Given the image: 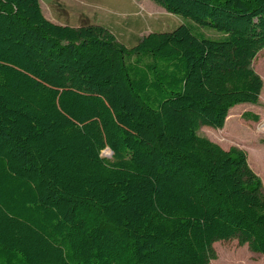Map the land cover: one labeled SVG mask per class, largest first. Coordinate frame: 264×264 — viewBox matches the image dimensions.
Listing matches in <instances>:
<instances>
[{"label": "trees", "instance_id": "obj_1", "mask_svg": "<svg viewBox=\"0 0 264 264\" xmlns=\"http://www.w3.org/2000/svg\"><path fill=\"white\" fill-rule=\"evenodd\" d=\"M150 1L187 23L128 48L0 0V264H209L232 240L264 256L261 179L198 133L259 101L264 0Z\"/></svg>", "mask_w": 264, "mask_h": 264}, {"label": "rangeland", "instance_id": "obj_2", "mask_svg": "<svg viewBox=\"0 0 264 264\" xmlns=\"http://www.w3.org/2000/svg\"><path fill=\"white\" fill-rule=\"evenodd\" d=\"M46 19L71 27L100 25L109 30L118 42L128 48L152 32H169L187 23L183 17L171 15L150 0H39ZM206 37L218 39L213 29L199 28ZM253 70L261 77L263 87L256 105L233 107L222 129L201 127L199 135L218 144L222 149L235 148L246 153L248 165L261 179L264 189V50L252 62ZM250 113L257 121L245 119ZM104 157L110 154L104 151ZM217 258L209 264H264V256L251 252L236 240L213 244Z\"/></svg>", "mask_w": 264, "mask_h": 264}, {"label": "water", "instance_id": "obj_3", "mask_svg": "<svg viewBox=\"0 0 264 264\" xmlns=\"http://www.w3.org/2000/svg\"><path fill=\"white\" fill-rule=\"evenodd\" d=\"M106 151L109 152L110 156L112 155V152L109 149H106Z\"/></svg>", "mask_w": 264, "mask_h": 264}, {"label": "bare ground", "instance_id": "obj_4", "mask_svg": "<svg viewBox=\"0 0 264 264\" xmlns=\"http://www.w3.org/2000/svg\"><path fill=\"white\" fill-rule=\"evenodd\" d=\"M107 153H109V152L107 151Z\"/></svg>", "mask_w": 264, "mask_h": 264}]
</instances>
